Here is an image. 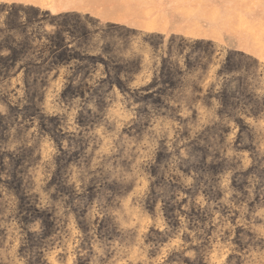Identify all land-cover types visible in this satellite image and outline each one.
Here are the masks:
<instances>
[{
  "label": "rangeland",
  "instance_id": "rangeland-1",
  "mask_svg": "<svg viewBox=\"0 0 264 264\" xmlns=\"http://www.w3.org/2000/svg\"><path fill=\"white\" fill-rule=\"evenodd\" d=\"M87 4L0 0V264H264V0Z\"/></svg>",
  "mask_w": 264,
  "mask_h": 264
},
{
  "label": "crops",
  "instance_id": "crops-1",
  "mask_svg": "<svg viewBox=\"0 0 264 264\" xmlns=\"http://www.w3.org/2000/svg\"><path fill=\"white\" fill-rule=\"evenodd\" d=\"M51 6L55 9H58L57 13L64 12H81L85 9L92 8L90 4H87L93 0H49ZM63 5H61V2ZM144 1V0H142ZM155 1L156 8H159L158 11L149 13L145 7L140 4L142 9H145L141 12V18L143 28L154 31H162L161 28L162 22L169 21L170 23H198L203 22L200 19V16L203 15V10H211V7H206L205 4L207 0H147ZM183 1L182 4L179 2ZM180 9V10H177ZM168 11V12H167ZM167 12V13H165ZM145 17V18H143Z\"/></svg>",
  "mask_w": 264,
  "mask_h": 264
}]
</instances>
